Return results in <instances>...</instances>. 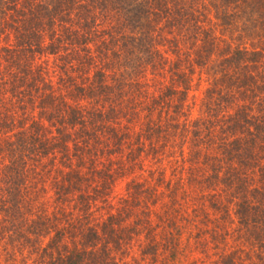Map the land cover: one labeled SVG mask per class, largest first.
Here are the masks:
<instances>
[{"label": "trees", "instance_id": "trees-1", "mask_svg": "<svg viewBox=\"0 0 264 264\" xmlns=\"http://www.w3.org/2000/svg\"><path fill=\"white\" fill-rule=\"evenodd\" d=\"M176 140L185 174L152 183ZM135 243L264 264V0H0V264H131Z\"/></svg>", "mask_w": 264, "mask_h": 264}, {"label": "rangeland", "instance_id": "rangeland-1", "mask_svg": "<svg viewBox=\"0 0 264 264\" xmlns=\"http://www.w3.org/2000/svg\"><path fill=\"white\" fill-rule=\"evenodd\" d=\"M229 41L232 43L233 48L238 45V43L234 42L233 40ZM242 43H244V41ZM208 87L209 85L205 77L200 78V76L198 75L193 77L192 89L190 90L187 97V105L189 109H187L186 112L187 116L181 119L182 123L184 121V123L187 122L190 124L199 116L200 102ZM173 144L174 146L172 148V153H169V156H167L166 158L163 157L161 163L155 162L152 159L150 161H147L146 166H150V170L153 172L154 178L149 177V175H146V178H151L149 181H151L152 183H155L153 179H157V177H160L159 174L163 175L164 179L171 180L172 183L181 181L182 173L185 174L184 171L187 164L185 165L184 160L188 159V144L186 141L182 142L180 140H176ZM182 156H184V160L179 164L178 162L181 161ZM182 166H184V168ZM125 184L126 183L124 181L119 182V184L113 190L114 192L112 194V197L117 198L118 196L123 195L125 191ZM179 200H181V195L179 196ZM178 203L179 201L177 202V204ZM229 244L233 245L234 243L230 242ZM137 246V243L133 245V248L130 251V255L133 256H130L127 260H129L131 264H154L152 263V261H150L149 257H143L141 255V249H139ZM184 253H186V257L181 260V264H212L217 259L216 255H211L205 258L197 252L189 253L187 251H184ZM242 257V259H244V262H246L247 257H245L244 255H242ZM254 262L256 264H260L257 259H254Z\"/></svg>", "mask_w": 264, "mask_h": 264}]
</instances>
